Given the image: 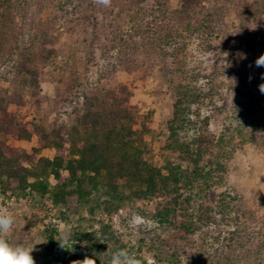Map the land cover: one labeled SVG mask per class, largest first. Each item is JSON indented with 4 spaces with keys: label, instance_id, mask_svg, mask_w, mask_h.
Returning <instances> with one entry per match:
<instances>
[{
    "label": "rangeland",
    "instance_id": "374dc122",
    "mask_svg": "<svg viewBox=\"0 0 264 264\" xmlns=\"http://www.w3.org/2000/svg\"><path fill=\"white\" fill-rule=\"evenodd\" d=\"M244 1L230 0L229 7H239ZM125 2L111 0V5L104 7L94 0H72L65 6L58 0H9L5 6V0H0V13L6 15L0 38V99L9 103L11 113H20L13 104L16 84L25 75L29 57L38 54L39 40L47 39L56 57L55 64L43 68L48 76L41 84L45 96L42 104L50 121H69L75 103L97 94L98 90L120 93L136 113L152 116L150 132L143 136L152 163L164 167L171 160L190 172L195 168L192 161L183 160L181 152L167 149L168 124L176 97L166 72L177 67L173 60L165 63L158 60L156 66L147 62L146 67L133 69L112 67L105 61L104 54L112 53L114 28L124 27L125 38L130 34L127 18L117 17L119 11L126 9ZM153 3L154 0L140 1L142 7ZM228 21L230 26L231 21L235 25L238 22L234 17ZM183 40L187 47L181 58L187 71L200 73L199 85L209 90L210 73L228 61L226 54L221 55L222 41L188 34H184ZM257 42L256 52L250 55L255 61L264 54V32ZM220 70L212 99L199 107L201 119L196 115L191 117L200 122L208 118L207 133L216 138L241 100L227 89L224 70ZM26 101L29 105V98ZM194 135L192 131L188 137L184 134L181 137L189 141ZM36 142L9 139L8 147L31 152L37 147ZM227 150L229 156L220 160L224 164L222 168L214 165L213 180L205 184L196 181L198 188L181 191L180 195L190 200L192 216L185 217L184 210L179 208L172 225L163 226L157 220V213L170 200L161 195L137 199L128 192L123 196L124 202L107 212L103 203L112 201L113 197L105 189L90 196L94 201L92 206H101L92 215L88 206L80 208L75 200L65 211L54 207L49 194L17 197L0 193V211L12 214L15 221L8 238L12 243L35 244L32 256L36 264H44L48 233L56 231L58 241L71 237L67 244L74 242L82 251L91 245L97 248L104 245L105 252L98 250L104 259L111 250L126 248L147 264H264V143L259 146L236 139ZM44 154L52 156L50 151ZM211 159L214 160L212 155L208 156L201 167L209 170L207 161ZM50 183L54 185L56 181L51 178ZM199 188L202 190L198 192ZM220 204L224 207H219ZM185 222L196 223L195 232L182 230ZM78 233L85 240H78Z\"/></svg>",
    "mask_w": 264,
    "mask_h": 264
},
{
    "label": "trees",
    "instance_id": "16d2710c",
    "mask_svg": "<svg viewBox=\"0 0 264 264\" xmlns=\"http://www.w3.org/2000/svg\"><path fill=\"white\" fill-rule=\"evenodd\" d=\"M8 1L5 0V6ZM58 1L64 6L72 2ZM140 1L126 0V9L117 13L119 19L127 18L130 34L125 38L124 27L114 28L112 53L104 54L105 61L112 67L133 69L146 67L147 62L156 66L158 60L161 63L173 60L177 67L166 72L176 97L168 124L167 149L181 152L182 159L192 161L195 168L189 172L171 160L164 167L155 166L147 155L143 139L150 132L152 116L139 115L120 93L108 89L78 100L69 121H50L42 104L45 96L41 84L48 76L46 67L55 64L56 57L51 43L45 39L39 40L38 54L29 57L25 75L16 84L13 104L20 113H11L9 103L0 99L1 194L17 197H26L29 193L43 197L49 194L56 208L69 210L75 200L80 208L88 206L92 215L101 206H92L94 201L90 196L105 189L113 197L112 201L103 203L107 212L115 210V204L124 202L123 196L128 192L137 199L161 195L170 200L156 217L161 225L167 226L172 225L179 208L184 210L185 217L192 216L190 200L184 199L181 191L195 190L196 181L202 180L205 184L213 180L214 165L222 168L224 164L220 160L229 156L227 149L233 141L239 139L240 143L259 146L264 143V93L259 90L264 84V67L256 69L255 58L250 57L256 52L260 33L264 32V0H245L239 7H229L230 0H176L175 4L171 0H154L150 7H142ZM64 6H61L63 11ZM5 16V12L0 13V38ZM233 17L237 25L231 21ZM184 34L222 41L221 55L226 54L228 61L221 58L226 63L210 73L209 90L199 85L200 73L187 71L182 61L181 53L187 47ZM220 69L224 70L223 82L227 83V89L241 100L216 138L207 133L208 118L200 122L191 117L196 115L201 119L199 107L212 99ZM24 110L26 113H22ZM192 131L195 132L193 139L183 141L182 134L188 137ZM9 139L20 142L35 139L37 147L31 152L14 149L8 147ZM45 151H50L52 156L45 155ZM211 155L214 160L207 161L210 169L201 167V162ZM51 178L56 181L54 185L50 183ZM195 224L185 222L181 229L195 232ZM48 234L44 264H73L85 258L94 259L96 264H108L110 255L104 259L98 251L105 252L104 245L98 248L91 245L82 251L73 242L66 244L65 249L60 246L57 231ZM77 239L85 240V237L78 233ZM136 258L141 264H147L142 258Z\"/></svg>",
    "mask_w": 264,
    "mask_h": 264
},
{
    "label": "clouds",
    "instance_id": "9594fccd",
    "mask_svg": "<svg viewBox=\"0 0 264 264\" xmlns=\"http://www.w3.org/2000/svg\"><path fill=\"white\" fill-rule=\"evenodd\" d=\"M97 5L110 6L111 0H94ZM242 58H246L242 54ZM256 67H264V54L255 61ZM261 93H264V84L259 86ZM135 219V218H134ZM12 214L0 211V264H36L32 252L35 244L22 242L12 243L8 236L14 224ZM71 237H62L61 248H66V244ZM73 264H96L92 258H85L83 261H74ZM108 264H141V262L130 252L129 249L121 248L114 250L108 259Z\"/></svg>",
    "mask_w": 264,
    "mask_h": 264
}]
</instances>
